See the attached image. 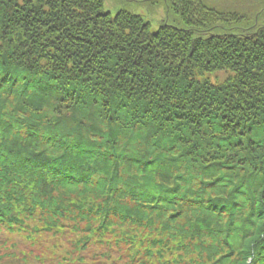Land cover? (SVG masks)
I'll use <instances>...</instances> for the list:
<instances>
[{"label":"trees","instance_id":"trees-1","mask_svg":"<svg viewBox=\"0 0 264 264\" xmlns=\"http://www.w3.org/2000/svg\"><path fill=\"white\" fill-rule=\"evenodd\" d=\"M123 1L0 0V264H264V0Z\"/></svg>","mask_w":264,"mask_h":264},{"label":"rangeland","instance_id":"rangeland-1","mask_svg":"<svg viewBox=\"0 0 264 264\" xmlns=\"http://www.w3.org/2000/svg\"><path fill=\"white\" fill-rule=\"evenodd\" d=\"M104 8L105 10L115 14L120 8L124 6L130 7V10L133 11L135 14L142 16L145 20L149 21L151 25V31H155L159 24L162 22V19L165 17V12L163 8L154 9L152 6L150 7L149 4L138 5L131 1L125 2L123 0L115 2L112 0H104ZM205 4L210 8H219L224 10H232L233 8L239 7L242 5V0H203ZM237 2H239L237 4ZM237 5V6H236ZM247 5V3H246ZM235 6V7H234ZM245 33H247L245 31ZM220 77H223V73H221ZM211 81L215 83V76H212Z\"/></svg>","mask_w":264,"mask_h":264},{"label":"flooded vegetation","instance_id":"flooded-vegetation-1","mask_svg":"<svg viewBox=\"0 0 264 264\" xmlns=\"http://www.w3.org/2000/svg\"><path fill=\"white\" fill-rule=\"evenodd\" d=\"M262 27H264V18L260 21L259 29ZM259 29H257V32L259 31ZM257 32L255 33V36H257Z\"/></svg>","mask_w":264,"mask_h":264}]
</instances>
